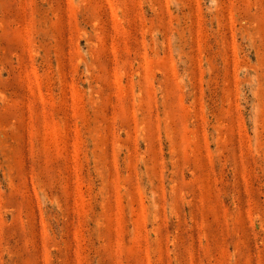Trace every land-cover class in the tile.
<instances>
[{"label":"rangeland","instance_id":"1","mask_svg":"<svg viewBox=\"0 0 264 264\" xmlns=\"http://www.w3.org/2000/svg\"><path fill=\"white\" fill-rule=\"evenodd\" d=\"M0 264H264V0H0Z\"/></svg>","mask_w":264,"mask_h":264}]
</instances>
